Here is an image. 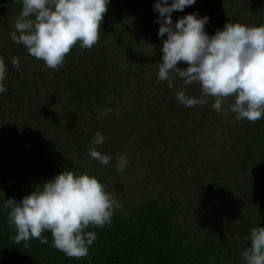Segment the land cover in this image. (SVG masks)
Here are the masks:
<instances>
[{"label": "rangeland", "instance_id": "374dc122", "mask_svg": "<svg viewBox=\"0 0 264 264\" xmlns=\"http://www.w3.org/2000/svg\"><path fill=\"white\" fill-rule=\"evenodd\" d=\"M216 2L0 0V80L5 84L6 80L12 84L25 80L23 91L13 85L6 88L1 85L5 90L9 87L16 101L3 97L0 106L9 116L0 118V135L4 133V140L0 141L2 147L9 155L16 149L21 157L34 154L27 158L34 164V157L47 154V149L58 144L62 132H71L73 137L82 140L81 147L69 145L60 152V158L63 166L69 167L73 179L84 181L86 207L100 221L112 215L124 216L130 208L148 201L169 203L172 200L185 226H196L211 218V213H217L222 225L219 233L231 240L239 214L244 209L259 206L255 199L249 200L243 190L234 185L239 180L233 179L230 164L239 149L235 141L240 118L244 109L250 107L248 103L239 105V94H243L239 86L255 89V93L243 94V98L254 96L257 99L260 93L264 95V77L246 80L248 76L240 77L237 70L239 51L241 48L252 50L253 46L239 36L242 32L249 35L252 26L239 29V19H253L252 12L256 13L259 8L263 10V17L264 0L240 1V9L239 0H227L226 7L221 9L230 11L228 20L209 42L205 49L207 55L198 57L193 71H185L192 52L197 53L192 41L214 30H208L205 21L212 19ZM57 7L62 12L53 13ZM243 8L248 9L242 11ZM75 12H79V17L86 14L83 18L87 21L92 17L91 25L97 35L103 30L98 25L102 13L107 21L120 22L118 30L102 35L108 62L116 68L114 72L109 68L106 73L117 82L118 93H110L101 105H94L93 100L67 101L69 91L62 89L67 77L64 69L71 67L64 56L54 71L50 69L53 65H48L50 57L46 54L21 68L23 52L18 44H22L26 36L31 38L27 51L36 49L44 35L74 41L75 37L63 35L78 25L79 21L72 16ZM192 12L202 26L200 31L196 27L199 23L188 17ZM83 31L85 38L88 37L89 31L85 28ZM114 44L116 49L111 47ZM241 44L244 45L241 47ZM123 45L128 47L122 49ZM95 47V44L90 45L85 53ZM81 51L75 49L73 55L79 59ZM218 51L223 53L222 61L217 58ZM161 81L182 84L177 97L174 96L176 87L174 92L168 91ZM137 87L139 93L135 91ZM57 88L63 91L58 92ZM155 93L165 96L170 106L164 109L162 119L144 124ZM248 100L253 104L254 101ZM134 106L142 110L136 120L134 116H126ZM31 112L40 116L34 118ZM17 125H33L32 132L21 135ZM100 173H103L101 179L95 177ZM214 173L220 182L227 183L221 191H217ZM259 263L264 264V260L254 264Z\"/></svg>", "mask_w": 264, "mask_h": 264}, {"label": "trees", "instance_id": "16d2710c", "mask_svg": "<svg viewBox=\"0 0 264 264\" xmlns=\"http://www.w3.org/2000/svg\"><path fill=\"white\" fill-rule=\"evenodd\" d=\"M240 1L242 3L243 0H239V9ZM226 3L227 0H217L215 13L214 10L211 12L212 19L205 21L208 30H214L204 37L196 38L195 42L192 41L197 53L192 52L185 64V71H193L198 57L207 55L205 49L209 42L219 34L221 25L228 20L230 11L221 9L226 7ZM259 9L256 13L252 12L253 19H239V29L252 26L249 35L239 33L243 41L253 43L252 50L241 48L239 51L237 70L240 77L248 76L246 80L264 77V16L262 17L263 10ZM58 11L62 12L57 7L53 13ZM78 13L72 14L79 21L78 25L63 35L75 37L74 41H61L54 35H44L40 37L36 49L27 51L31 38H23L22 44H18L23 52L21 68L35 61L38 56L46 54L50 57L48 65H53L50 69L54 71L64 56L71 67L64 69V75L67 77L66 85L62 89L69 91L67 101L86 103L93 100L97 106L101 105L110 93H118L115 88L117 82L112 81L106 73L109 68L113 72L116 68L108 62V52L102 44V35L118 30L120 22L107 21L102 13V20L98 25L103 30L97 35L91 25L92 17L87 21L83 18L86 14L79 17ZM193 15L196 14L192 12L188 17L199 23L196 27L200 31L202 26ZM54 20L58 21V18L55 17ZM83 28L89 31L86 38ZM93 44L96 45L95 49L85 53ZM242 45L244 44L240 46ZM111 47L116 49V44ZM127 47L128 45L121 46L122 49ZM75 49L82 50L79 59L73 55ZM222 55L223 53L219 52L217 57L221 61ZM258 62L262 64L257 65ZM6 83L0 80V106L3 97L15 101L9 87L5 90L6 85H13L22 91L25 89V80H16L13 84L6 80ZM2 84L5 88L1 87ZM161 85L173 92L175 86V97L182 89V84L180 86L178 83L170 85L161 81ZM57 89L58 92L63 91ZM138 89L137 87L136 93H139ZM239 90H242L244 95L255 93V89L247 90L244 86L242 89L239 86ZM243 94H239V105L248 103L250 107L244 109L240 118L235 141L236 145L239 144V149L234 152L236 158L230 165L233 179L239 180H234V185H238L249 200L255 199L259 206L244 209L239 214L231 240H226L219 233L222 225L217 213H211V218L196 226H185L182 221L184 218H178L181 212L172 200L169 203L148 201L130 208L124 216L112 215L100 221L99 217L86 207L88 197L83 193L86 191L82 188L84 181L73 179L69 167L63 166L60 152L71 144L81 147L79 143L82 142L79 137H73L71 132L64 131L53 149H47V154L34 157V164H30L27 159L34 154L21 157L16 149L14 154L9 155L10 152L0 144V264H254L264 260V95L260 93V97L256 96L255 99L254 96L243 98ZM248 99L254 101L253 104H250ZM153 101L144 124L157 121L164 114V109L170 106L166 97L159 93H155ZM19 113L22 114L20 111ZM31 113L34 118L40 116V113ZM44 113L46 114L45 111ZM138 113H142V110L134 106L126 116H134L136 120ZM7 115L0 108V118ZM9 127L14 129L12 125ZM17 127L19 134L24 135L27 131L32 132L33 125ZM75 133L77 135L76 130ZM0 136V141L4 140V133ZM72 141L74 143H69ZM24 158L26 160H23ZM216 174V188L221 191L227 183L220 182ZM101 176L103 173L95 177L101 179ZM242 178L244 180H241Z\"/></svg>", "mask_w": 264, "mask_h": 264}]
</instances>
